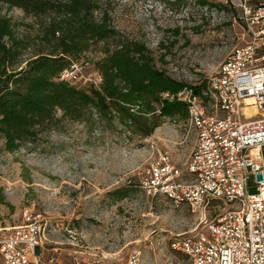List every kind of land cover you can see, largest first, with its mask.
<instances>
[{
	"label": "rangeland",
	"instance_id": "obj_1",
	"mask_svg": "<svg viewBox=\"0 0 264 264\" xmlns=\"http://www.w3.org/2000/svg\"><path fill=\"white\" fill-rule=\"evenodd\" d=\"M97 2L114 29L145 45L157 69L188 86L204 84L201 95L211 112L204 96L208 82L230 51L243 44L244 7L255 0H208L209 7L194 0ZM0 16L17 23L20 32L26 30L20 24L33 23L2 2ZM101 47L92 46L73 62L81 66L74 86H99L95 63L103 57ZM253 112L242 109V114H252L242 120L255 118ZM55 119L14 152H7L0 140V237L26 217L40 215L50 241L43 257H55L60 264L95 257L124 260L132 249L141 252V264H190L171 243L202 231L223 205L191 213L162 197L150 198L136 186L158 151L167 152L186 173L196 146L188 121L162 119L151 135L140 136L105 118L84 123L57 111Z\"/></svg>",
	"mask_w": 264,
	"mask_h": 264
},
{
	"label": "built area",
	"instance_id": "obj_2",
	"mask_svg": "<svg viewBox=\"0 0 264 264\" xmlns=\"http://www.w3.org/2000/svg\"><path fill=\"white\" fill-rule=\"evenodd\" d=\"M243 36V44L230 51L208 82L204 96L211 112L192 89L176 94L187 105V121L196 133L186 173L167 152L158 151L136 181L146 196L162 197L191 213L223 205L202 231L171 243L190 264H264V0L244 7ZM80 67L72 64L60 80L74 84ZM247 108L254 109L255 118L242 120L252 115L241 113ZM7 231L0 237V264H60L43 257L50 241L40 215ZM74 264H141V252L132 249L124 260L95 257Z\"/></svg>",
	"mask_w": 264,
	"mask_h": 264
},
{
	"label": "trees",
	"instance_id": "obj_3",
	"mask_svg": "<svg viewBox=\"0 0 264 264\" xmlns=\"http://www.w3.org/2000/svg\"><path fill=\"white\" fill-rule=\"evenodd\" d=\"M0 2L33 19L20 24L26 29L20 32L17 23L0 16V140L7 152L50 128L57 111L84 123L92 117L113 120L131 133L149 136L162 119L188 120V107L177 93L190 88L202 96L204 84L188 86L157 69L145 45L114 29L97 0ZM99 44L98 87L60 80L63 71Z\"/></svg>",
	"mask_w": 264,
	"mask_h": 264
},
{
	"label": "water",
	"instance_id": "obj_4",
	"mask_svg": "<svg viewBox=\"0 0 264 264\" xmlns=\"http://www.w3.org/2000/svg\"><path fill=\"white\" fill-rule=\"evenodd\" d=\"M262 178H261V175H257V180H261Z\"/></svg>",
	"mask_w": 264,
	"mask_h": 264
}]
</instances>
